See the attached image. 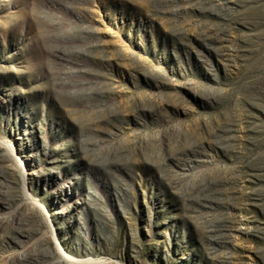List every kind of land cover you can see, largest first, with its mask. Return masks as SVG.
Wrapping results in <instances>:
<instances>
[{
  "label": "rangeland",
  "instance_id": "1",
  "mask_svg": "<svg viewBox=\"0 0 264 264\" xmlns=\"http://www.w3.org/2000/svg\"><path fill=\"white\" fill-rule=\"evenodd\" d=\"M0 264H264V0H0Z\"/></svg>",
  "mask_w": 264,
  "mask_h": 264
}]
</instances>
